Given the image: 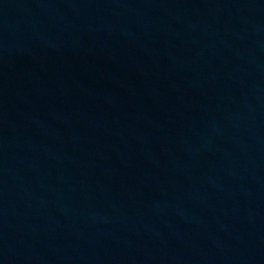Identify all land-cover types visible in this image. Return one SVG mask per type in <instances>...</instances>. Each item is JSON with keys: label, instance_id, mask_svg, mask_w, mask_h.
I'll list each match as a JSON object with an SVG mask.
<instances>
[{"label": "water", "instance_id": "1", "mask_svg": "<svg viewBox=\"0 0 264 264\" xmlns=\"http://www.w3.org/2000/svg\"><path fill=\"white\" fill-rule=\"evenodd\" d=\"M0 264H264V0H0Z\"/></svg>", "mask_w": 264, "mask_h": 264}]
</instances>
